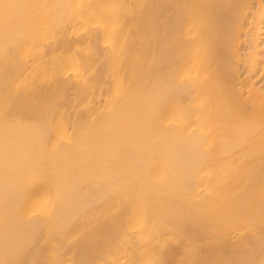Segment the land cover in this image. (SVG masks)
I'll return each mask as SVG.
<instances>
[{
    "label": "bare ground",
    "instance_id": "1",
    "mask_svg": "<svg viewBox=\"0 0 264 264\" xmlns=\"http://www.w3.org/2000/svg\"><path fill=\"white\" fill-rule=\"evenodd\" d=\"M0 264H264V0H0Z\"/></svg>",
    "mask_w": 264,
    "mask_h": 264
},
{
    "label": "rangeland",
    "instance_id": "2",
    "mask_svg": "<svg viewBox=\"0 0 264 264\" xmlns=\"http://www.w3.org/2000/svg\"><path fill=\"white\" fill-rule=\"evenodd\" d=\"M70 80L68 86L66 88H63L62 91V96L64 98L72 99L75 98V90L77 87V76L75 74H70L69 78ZM70 255H67V257Z\"/></svg>",
    "mask_w": 264,
    "mask_h": 264
}]
</instances>
